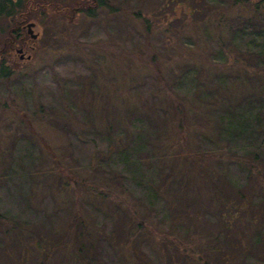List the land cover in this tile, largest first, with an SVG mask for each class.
Returning <instances> with one entry per match:
<instances>
[{"label":"rangeland","instance_id":"obj_1","mask_svg":"<svg viewBox=\"0 0 264 264\" xmlns=\"http://www.w3.org/2000/svg\"><path fill=\"white\" fill-rule=\"evenodd\" d=\"M51 1L62 11L53 5L30 18L37 38L25 24L27 39L8 61L13 74L0 77V214L54 237L87 224L100 264H172V239L187 257L194 227L211 234L216 221L207 190L171 179L180 163L164 164L162 149L188 154V169L203 157L213 174L223 167L229 182L250 192L254 155L264 168V95L255 93L264 14L251 13L260 0H106L93 18L75 14L80 0ZM193 55L215 83L232 62L246 69L247 90L231 100L233 111H211V125L186 114L183 127L177 118L170 126L168 101L193 97Z\"/></svg>","mask_w":264,"mask_h":264},{"label":"trees","instance_id":"obj_2","mask_svg":"<svg viewBox=\"0 0 264 264\" xmlns=\"http://www.w3.org/2000/svg\"><path fill=\"white\" fill-rule=\"evenodd\" d=\"M243 3V0H233L232 6L243 5ZM105 4L106 0H80L79 6L73 9L75 14L93 18L96 11L104 8ZM53 5L57 6V11H62L59 4L48 2V0H0V77L7 80L13 74V71L8 69L10 65L8 61L11 59L12 52L27 39L24 32L25 24L31 17H37L40 11L43 13L44 8ZM252 9L253 16H257V12L264 14V0H260ZM216 20L217 24L214 27L219 31L224 22L219 15ZM205 36L211 37L209 34ZM193 38L196 42L198 41L196 35ZM217 41L222 54L228 52L225 48L226 42L223 38L221 39L220 35L217 36ZM190 57L195 61L194 66H197L193 73L195 79L193 97L189 102L176 106L168 101L167 104L172 105V110H168L171 117L166 120V124L170 126L177 118L178 126L183 127L182 120L186 114H192L193 117L211 125L209 124L211 119L215 118L214 114H209L211 111H233L236 103L232 105L231 100L239 95L242 96L247 90L246 81L250 78L245 73L246 69L240 70L234 62L227 68L230 73L217 71L219 74H217L218 80L215 79L217 81L215 83L206 76L204 65H201L200 59H197L199 57L197 55ZM257 71L259 74L257 73L258 84L255 93L264 95V69ZM232 76L236 77V80L230 84L227 79ZM160 79H162L161 76ZM158 84H161L160 81H156V85ZM163 90L160 91L163 92ZM115 99L119 100V107L125 106L126 101L123 97L117 95ZM159 104L162 106L159 101L153 107L160 108ZM138 108L142 110V106ZM162 150L166 152L161 158L162 161L165 159L164 164H168L170 159L175 158L176 162L180 163V167H177L181 170L180 173L176 169L171 174V179L173 174L178 176L174 181L182 184L184 190L187 186L194 184L207 190L211 215L216 221V231L211 234L194 227L192 231L194 237L191 242L195 247L191 249L187 257L184 251L181 252L182 257L179 256L178 249L173 247V239L167 240L172 243V251L168 249L172 264H264V254H260V251L264 252V168L260 167L261 165L257 162L258 155H254L248 163L247 170L251 180L250 192L243 193L227 180L223 167H221L223 171L219 169L220 172L215 169L214 171L219 172L215 175L209 169L206 160L198 157L195 164L190 165L188 169L185 166V157L188 154H167L169 149L166 146ZM256 196H260V202L257 205L254 204ZM191 214V219H188L193 220L194 218L195 220L197 211L194 210ZM175 218L176 216L171 218L170 226L177 223L178 219ZM182 219L187 218L182 215L179 221ZM134 225V229L144 231V226L140 223L136 222ZM71 230L68 228L64 233L60 230L61 234L54 237L50 232L44 233L28 223L0 214V264H68V261L71 264L74 262L75 264H100L91 240L94 237L88 230L87 224L73 225ZM125 264H131V261L128 260Z\"/></svg>","mask_w":264,"mask_h":264},{"label":"water","instance_id":"obj_3","mask_svg":"<svg viewBox=\"0 0 264 264\" xmlns=\"http://www.w3.org/2000/svg\"><path fill=\"white\" fill-rule=\"evenodd\" d=\"M33 28H34V24L33 23H28L26 25V29H27L28 35L31 37V39H36L37 36L33 34ZM18 52L20 53L21 50H18ZM21 58H23V57H21Z\"/></svg>","mask_w":264,"mask_h":264},{"label":"flooded vegetation","instance_id":"obj_4","mask_svg":"<svg viewBox=\"0 0 264 264\" xmlns=\"http://www.w3.org/2000/svg\"><path fill=\"white\" fill-rule=\"evenodd\" d=\"M29 48V47H28ZM16 51V49L14 50V52ZM18 52V51H17ZM19 54V57H20V60H22L23 58H21V56H22V54H21V52L20 53H18Z\"/></svg>","mask_w":264,"mask_h":264}]
</instances>
